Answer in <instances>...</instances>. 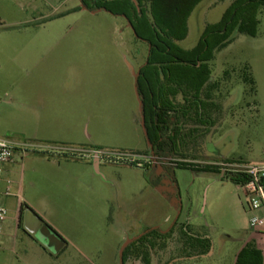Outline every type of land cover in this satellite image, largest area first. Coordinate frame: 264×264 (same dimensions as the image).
<instances>
[{"label":"rangeland","instance_id":"rangeland-1","mask_svg":"<svg viewBox=\"0 0 264 264\" xmlns=\"http://www.w3.org/2000/svg\"><path fill=\"white\" fill-rule=\"evenodd\" d=\"M104 1L0 0V138L20 146L14 163L5 166L11 196L4 199L8 215L0 238V264H120V251L131 240L123 264H144L135 251V238L154 229L167 232L175 225H188L191 234L208 238L209 252L186 257L175 234L150 250L151 264H233L232 239L250 230V212L243 190L225 178L222 164L264 160V84L259 88L255 81L256 91L251 92L243 79L249 71L254 78L247 66L253 58L250 47L236 40L217 52L211 62L212 77L220 84L214 93L218 108L211 112L214 124L194 126L189 121L187 129L197 128L200 135L176 155L220 172L161 164L165 171L160 174L156 165L116 162L118 155L142 158L152 152L136 93L148 46L136 39L126 17L100 8ZM214 1L199 6L181 48H194L201 36L197 15L203 13L204 24L220 20L223 1ZM258 18L264 33V8ZM99 47L109 48L116 62L123 54L133 64L135 98L124 99L119 109L125 117L91 119L88 130L95 143L37 140L35 110L43 96L58 97L68 79L89 81L87 58ZM124 61L117 72L127 79L131 69ZM254 64L260 78L263 55ZM81 102L76 99V104ZM95 151L101 152V162ZM84 159L94 163V176L77 179L74 172ZM27 208L45 224L35 234L24 232Z\"/></svg>","mask_w":264,"mask_h":264},{"label":"trees","instance_id":"trees-1","mask_svg":"<svg viewBox=\"0 0 264 264\" xmlns=\"http://www.w3.org/2000/svg\"><path fill=\"white\" fill-rule=\"evenodd\" d=\"M202 1L137 0V6L132 0H105L100 8L126 17L136 39L148 46L146 64L139 71L136 87L151 150L156 156L176 160V168L220 172L211 166L200 167L179 160L176 155L190 139L200 135L197 128L187 129L189 121L194 126L214 124L211 112L218 108L214 93L220 84L212 77L211 62L217 52L227 48L237 36L259 35L258 15L264 8V0H232L220 21L207 23L195 47L185 50L179 42L187 38L188 20ZM224 75L228 77L230 72ZM243 79L251 86V92H255V80L250 71ZM225 178L236 184L248 180V177ZM175 234L184 246L181 252L188 258L193 254L204 256L210 250L208 238L191 234L188 225H175L167 232L154 229L144 234L135 240V251L141 253L144 264H151L150 250ZM131 248L132 245L124 251L125 262ZM261 261L262 253L253 245H247L238 254L236 264H261Z\"/></svg>","mask_w":264,"mask_h":264},{"label":"crops","instance_id":"crops-1","mask_svg":"<svg viewBox=\"0 0 264 264\" xmlns=\"http://www.w3.org/2000/svg\"><path fill=\"white\" fill-rule=\"evenodd\" d=\"M204 1L205 0H203L195 8L188 20V36L192 27L194 14ZM217 1L218 0H215L213 3H217ZM222 1L223 10L221 17L232 0ZM213 3H210L207 8H212ZM195 20L197 25L198 22H200L198 27L201 33L200 35H202L206 26L203 22V13L201 15H197ZM245 38L247 37L239 35L236 37L234 42L236 40H241L243 44L250 47L248 48L249 55H252L251 57L253 58L248 60L249 62L247 63V66L248 64L250 65L255 81L260 88L261 84H264V72H262L259 78L255 70L256 68L254 62L259 61L261 55L264 57V33H260L259 31V35L257 37H250L252 41H247L248 39ZM181 42H179V44ZM91 52L90 57L87 58L88 60H91L88 65L90 70L89 81L76 83L75 79H68L66 82L62 83V87L59 85L62 91H60L61 93L58 97H54L50 100L43 96L38 110H35L39 126L35 135L37 140L69 144H85L89 142L95 143L91 140L95 139V136L88 130V124L91 119L106 117L122 119L125 117L122 113H119L121 111H119V109L123 107L122 104L124 99L129 100L135 98V70L133 68V64L129 62L123 54L120 56V62H116L113 57L109 56V54H112V51L109 48H93ZM124 59L131 69V72L128 71L129 77L127 79L117 72L118 69L121 70L124 67ZM145 64L146 62L140 67V69ZM109 71L111 72L109 73ZM108 73L110 80H108ZM136 93L141 104L137 87ZM77 98L83 102L76 104ZM149 148L150 145L148 143V149ZM10 164H5L3 166L4 173L5 166ZM79 164L81 166L80 169L74 172L77 179H85L86 177L94 176L91 171V167L94 163L89 162L88 159H84ZM158 168L160 174L165 171L160 166H158ZM99 169L101 170V167L97 164V170ZM6 181L7 179L3 174L0 177V189L5 190L9 188L11 191V188L6 186ZM232 242L233 248L235 249L233 254V264H236L238 254L247 245H253L262 253L261 264H264V226L256 230L250 229L242 238L232 239Z\"/></svg>","mask_w":264,"mask_h":264},{"label":"built area","instance_id":"built-area-1","mask_svg":"<svg viewBox=\"0 0 264 264\" xmlns=\"http://www.w3.org/2000/svg\"><path fill=\"white\" fill-rule=\"evenodd\" d=\"M20 150V146L11 139L0 138V177L4 174L3 166L5 164L14 163L15 154ZM95 158L101 162V152H93ZM118 155L116 162H124L133 166L148 167V166H177V161L156 156L150 151L148 156L142 158L134 156ZM123 156V157H122ZM105 161L107 159H104ZM232 165V166H231ZM233 167H238L233 168ZM222 173L225 176L232 177H248L246 182H240L237 185L243 190L245 196V204L250 212L249 227L252 230L259 229L264 226V160L259 163H231L222 164ZM11 196L9 188L0 189V238L3 234V225L7 219L8 210L4 204V199Z\"/></svg>","mask_w":264,"mask_h":264},{"label":"water","instance_id":"water-1","mask_svg":"<svg viewBox=\"0 0 264 264\" xmlns=\"http://www.w3.org/2000/svg\"><path fill=\"white\" fill-rule=\"evenodd\" d=\"M134 3L138 6L137 0H133ZM139 75V74H138ZM142 127L144 130L145 135L147 136V130H146V125H145V119L142 116ZM44 221L42 220V218L36 214L32 209L27 208L25 211V218H24V229L29 233V234H35L37 233L39 230H41V228L43 227ZM47 226V225H46ZM49 230V227H48ZM148 233V232H147ZM141 237V236H140ZM135 238V240H137L138 238ZM133 241V240H131ZM128 241L121 249L120 251V264H123V253L124 250L126 249V247L129 245ZM172 264V263H169Z\"/></svg>","mask_w":264,"mask_h":264},{"label":"flooded vegetation","instance_id":"flooded-vegetation-1","mask_svg":"<svg viewBox=\"0 0 264 264\" xmlns=\"http://www.w3.org/2000/svg\"><path fill=\"white\" fill-rule=\"evenodd\" d=\"M22 212H23V210H22ZM24 212H25V210H24ZM21 213V212H20ZM25 218V217H24ZM24 232H26L27 234H29L25 229H24ZM30 235V234H29Z\"/></svg>","mask_w":264,"mask_h":264}]
</instances>
